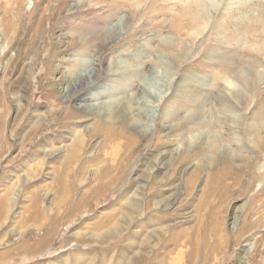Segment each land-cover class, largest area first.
<instances>
[{
	"label": "rangeland",
	"instance_id": "rangeland-1",
	"mask_svg": "<svg viewBox=\"0 0 264 264\" xmlns=\"http://www.w3.org/2000/svg\"><path fill=\"white\" fill-rule=\"evenodd\" d=\"M215 2L0 0V264H264V0Z\"/></svg>",
	"mask_w": 264,
	"mask_h": 264
},
{
	"label": "bare ground",
	"instance_id": "bare-ground-1",
	"mask_svg": "<svg viewBox=\"0 0 264 264\" xmlns=\"http://www.w3.org/2000/svg\"><path fill=\"white\" fill-rule=\"evenodd\" d=\"M103 1H109L110 2V4L111 5H115V4H118V5H126V3H129V7L130 8H133V9H135V10H137L138 9V7H139V5H138V3H140V0H103ZM185 4H186V7L183 9V10H185L184 11V13H183V15H182V17L181 18H188L189 19V22H188V26H193V27H195V26H199L200 28H201V25H204V28H206L207 27V25H206V23L207 22H203V18L205 17L206 18V16H205V12H207V3H208V0H182ZM213 3H214V5L216 6V0H211ZM231 2V0H226V6H225V8H227V6H228V4L227 3H230ZM246 6H247V8L248 9H250L251 8V3H244ZM194 5V6H193ZM220 5L219 4H217V7H219ZM212 7H214V6H212ZM217 9V8H216ZM149 11H151V8L149 9ZM180 11V10H179ZM250 11V10H249ZM153 19V18H152ZM255 26L257 27V29L260 31V33H264V23H263V20L261 19V18H259L258 20H257V22H256V24H255ZM192 27V28H193ZM219 31V30H218ZM216 33H218V32H216ZM220 34V33H219ZM249 35H251L252 36V33H250ZM101 36H102V34H101ZM104 36V35H103ZM105 37H107V36H105ZM248 37L249 36H247L246 35V31H245V33H244V36L242 37V38H238L236 35L233 37V36H230V38L232 39V41H233V43H235V45H236V41H238L240 44H242V43H244L246 40H248ZM107 39V38H106ZM181 44V40H180V42L178 43V44H175L174 43V45H175V47H177V46H179ZM181 48L183 47L184 48V46L182 45V46H180ZM179 47V48H180ZM245 73V72H244ZM247 73H245V75H246ZM244 75V74H243ZM241 77V76H240ZM251 78V77H250ZM252 78L253 79H255V80H260V76L259 75H257V74H255V76H252ZM230 85H232V83H230ZM230 88H232V89H230V92L232 93L231 95H236V98H238V96H242L244 99H245V97L247 98V96H245V94L246 93H242V89L239 87V85L238 84H236V85H233V86H230ZM235 98V99H236ZM149 103V102H148ZM79 138V137H78ZM76 139V138H75ZM77 141V140H76ZM75 141V142H76ZM260 141V140H259ZM78 143H76V145H74L75 147L73 148V151H74V153H73V157L71 158V159H76L77 158V154L80 152V146H82V145H80V142H79V140L77 141ZM84 148V147H83ZM258 149L257 150H264V146L263 145H259L258 147H257ZM83 151V150H82ZM114 151H112L111 153H113ZM68 155H69V153H68ZM67 156V155H66ZM111 156H113L114 158L116 157L114 154H112ZM71 157V156H70ZM108 158V157H107ZM114 158H112V160L114 159ZM237 158V157H236ZM67 159V158H66ZM71 159H70V161H69V159H68V162L71 164ZM78 160V159H77ZM105 160H108V159H105ZM105 160H103V161H105ZM76 161V160H75ZM74 161V162H75ZM67 162V161H66ZM67 162V163H68ZM73 162V163H74ZM81 162V161H80ZM79 162V163H80ZM109 162V161H108ZM112 162V161H111ZM107 163V162H106ZM106 163L104 164V167L102 168V170H101V173H100V175L101 176H105V175H107V174H109L110 175V173H112L113 172V167H111V165L109 164H107L108 166H106ZM69 164V165H70ZM66 165H68V164H65V166L64 167H66ZM72 166H73V164H72ZM80 166V165H79ZM83 166V165H82ZM121 166V165H120ZM69 167V166H68ZM74 167V166H73ZM81 168V167H80ZM84 168V167H83ZM38 169V168H37ZM70 169V168H69ZM98 169H99V167H98ZM59 170V169H58ZM81 170V169H80ZM67 171H70V170H67ZM66 171V172H67ZM71 171H73L72 172V174H75V172H76V168H72V170ZM98 171V170H97ZM58 172V171H57ZM56 172V173H57ZM55 173V175H57ZM64 173V172H63ZM70 173V172H69ZM80 173V172H79ZM85 173V172H84ZM68 174V173H67ZM96 175V174H95ZM69 176V175H68ZM77 176H80V175H77ZM63 177V176H62ZM76 177V176H75ZM66 178V177H65ZM64 178V179H65ZM74 178V177H73ZM102 178V177H101ZM100 178V179H101ZM63 179V178H62ZM68 179V178H67ZM70 179H71V177H70ZM105 179V178H104ZM58 180H59V178H58ZM71 180H73V179H71ZM102 180V179H101ZM59 181H61V180H59ZM69 182V181H68ZM59 183V182H58ZM70 183V182H69ZM74 183V182H73ZM62 184V183H61ZM61 184H59V185H61ZM61 188H63V187H61ZM65 189V188H64ZM67 189V188H66ZM63 190V189H62ZM62 190H61V192H62ZM66 191V190H65ZM59 194H60V192H59ZM7 195V194H6ZM8 196V195H7ZM62 198H64V197H62ZM37 199V198H36ZM39 199V198H38ZM4 200V202L6 201V198L5 199H0V204H1V202ZM60 200V199H59ZM34 202V201H33ZM35 203V202H34ZM59 204V203H58ZM60 204H61V202H60ZM60 204H59V206H60ZM36 205V204H35ZM41 205V204H40ZM42 207V206H41ZM43 208V207H42ZM41 209V208H40ZM36 210V209H35ZM42 211V210H41ZM43 212H44V209H43ZM38 213H40V211H38ZM42 213V212H41ZM5 214V206L3 207V206H0V221L4 218V215ZM44 214V213H43ZM36 215H38V214H36ZM36 215H33V216H36ZM6 216V215H5ZM38 217V216H37ZM36 217V218H37ZM44 217V216H43ZM24 218H26V217H24ZM42 219V218H41ZM5 220V219H4ZM35 220V219H34ZM48 220V219H47ZM26 221V220H25ZM43 221H45V220H43ZM40 222V221H39ZM45 223V222H44ZM48 223V222H47ZM23 224V223H22ZM41 224V223H40ZM39 225V224H38ZM39 227V226H38Z\"/></svg>",
	"mask_w": 264,
	"mask_h": 264
}]
</instances>
